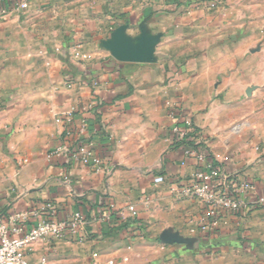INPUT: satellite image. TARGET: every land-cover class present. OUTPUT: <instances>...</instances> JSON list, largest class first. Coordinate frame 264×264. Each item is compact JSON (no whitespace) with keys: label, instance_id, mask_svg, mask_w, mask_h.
I'll return each instance as SVG.
<instances>
[{"label":"crops","instance_id":"0c3cea01","mask_svg":"<svg viewBox=\"0 0 264 264\" xmlns=\"http://www.w3.org/2000/svg\"><path fill=\"white\" fill-rule=\"evenodd\" d=\"M9 1L0 0V224L21 236L52 218L47 203L56 219L84 220L77 234L31 243L28 259L264 264V204L203 230L207 206L182 193L197 161L170 140L179 106L213 163L264 196V0ZM83 137L98 168L70 158ZM127 207L142 229L114 224L113 212L133 219L120 215Z\"/></svg>","mask_w":264,"mask_h":264},{"label":"built area","instance_id":"2783aa9c","mask_svg":"<svg viewBox=\"0 0 264 264\" xmlns=\"http://www.w3.org/2000/svg\"><path fill=\"white\" fill-rule=\"evenodd\" d=\"M20 5L22 8L28 7L26 0L21 1ZM170 115L176 119L171 128L172 133L188 135L194 132L196 125L190 117H178L175 110ZM63 120L70 121V115L64 119H56L58 122H62ZM83 131L84 129L81 128L78 132L80 134ZM194 134L195 142L199 143L198 131H195ZM69 152L70 158L84 165L92 168L100 166L101 160L94 153L90 144L77 141ZM184 153L187 156L194 157L198 167L194 173V181L185 187L182 193L195 197L207 206L205 215L201 221V228L203 230L216 228L219 224L220 213H242L250 202L264 204V196L256 195L255 187L251 182L238 180L226 173L221 167H218L211 159L206 157V153H198L194 149L185 150ZM154 180L156 183H160L163 181V177L159 176ZM45 207L50 211L52 218L38 221L21 236L10 235L8 228L0 224V264H55L50 262L45 256L41 257L37 263L29 260L26 253L27 248L31 243L36 241L59 238L66 231H69L73 235L77 234L84 224V220L79 212L71 214L66 219H56V212L52 205L47 203ZM35 214L37 215L38 213L36 212ZM126 214L130 215L131 218H135L137 210L133 207H127L120 212L122 217ZM18 231L19 228L17 226L11 228V232L16 233Z\"/></svg>","mask_w":264,"mask_h":264},{"label":"trees","instance_id":"16d2710c","mask_svg":"<svg viewBox=\"0 0 264 264\" xmlns=\"http://www.w3.org/2000/svg\"><path fill=\"white\" fill-rule=\"evenodd\" d=\"M14 1L15 0H10L9 2H14ZM175 113H176V116H178V114L181 113L179 106H176ZM191 120H192V122H194L192 118H191ZM195 131H198L197 127H195V129H194V132ZM194 132L189 133L188 135H178V134H174L170 131L171 147L174 149H180L183 152H185V150H188V149H194L198 153H200V152L206 153V157L211 159V156L208 153V151L206 150L205 146L202 143L195 142ZM63 135L66 136L71 141L75 137V131L72 129V127H69L65 131V133H63ZM79 140L83 143H86V139L84 137L78 139L77 141H79ZM111 216H112V219L114 221V224L117 223L116 225L119 228V230H128V229L131 230V229H142L143 228V224L139 223V221L137 220L136 217L131 219V220H122L121 217H119V215H117L114 212L111 213ZM110 228H112V227H110Z\"/></svg>","mask_w":264,"mask_h":264},{"label":"water","instance_id":"95a60500","mask_svg":"<svg viewBox=\"0 0 264 264\" xmlns=\"http://www.w3.org/2000/svg\"><path fill=\"white\" fill-rule=\"evenodd\" d=\"M114 47H115V49L117 48V45H114ZM117 50H118V48H117ZM132 52H134V51H132ZM116 54V53H115ZM116 56L119 58V59H135V58H133V57H128V58H126V57H122L121 55H118V54H116ZM137 60V59H136Z\"/></svg>","mask_w":264,"mask_h":264}]
</instances>
